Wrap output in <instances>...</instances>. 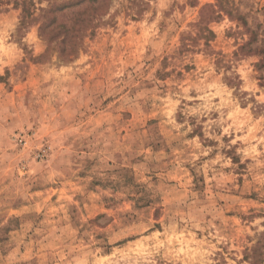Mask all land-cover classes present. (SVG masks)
Returning <instances> with one entry per match:
<instances>
[{
    "label": "clouds",
    "instance_id": "9594fccd",
    "mask_svg": "<svg viewBox=\"0 0 264 264\" xmlns=\"http://www.w3.org/2000/svg\"><path fill=\"white\" fill-rule=\"evenodd\" d=\"M0 264H264V0H0Z\"/></svg>",
    "mask_w": 264,
    "mask_h": 264
}]
</instances>
